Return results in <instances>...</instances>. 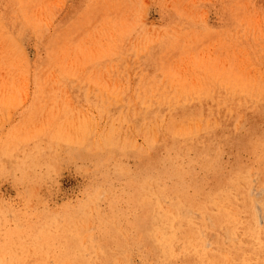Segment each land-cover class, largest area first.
<instances>
[{
    "label": "rangeland",
    "instance_id": "1",
    "mask_svg": "<svg viewBox=\"0 0 264 264\" xmlns=\"http://www.w3.org/2000/svg\"><path fill=\"white\" fill-rule=\"evenodd\" d=\"M263 86L264 0H0V264H264Z\"/></svg>",
    "mask_w": 264,
    "mask_h": 264
},
{
    "label": "bare ground",
    "instance_id": "2",
    "mask_svg": "<svg viewBox=\"0 0 264 264\" xmlns=\"http://www.w3.org/2000/svg\"><path fill=\"white\" fill-rule=\"evenodd\" d=\"M250 74H251V73H250ZM246 78H247V77H246ZM261 79H262V78H261ZM256 82H257V81H256ZM259 84H260V83H259ZM254 86H255V84H254ZM262 88H264V86H263ZM262 88H261V89H262ZM263 94H264V92H263ZM180 98H181V97H180ZM179 102H180V101H179ZM251 103H252V102H251ZM251 103H250V104H251ZM154 109H155V108H154ZM192 110H193V109H192ZM192 112H193V111H192ZM203 114H204V112H203ZM169 129H170V128H169ZM157 136H158V135H157ZM164 136H165V135H164ZM262 175H263V174H262ZM217 244H218V243H217ZM224 250H225V249H224ZM230 251H231V250H230ZM259 253H260V252H259ZM234 257H235V256H234ZM215 261H216V260H215Z\"/></svg>",
    "mask_w": 264,
    "mask_h": 264
}]
</instances>
